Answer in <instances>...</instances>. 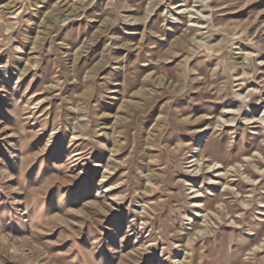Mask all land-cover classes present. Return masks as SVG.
Wrapping results in <instances>:
<instances>
[{"label":"rangeland","instance_id":"rangeland-1","mask_svg":"<svg viewBox=\"0 0 264 264\" xmlns=\"http://www.w3.org/2000/svg\"><path fill=\"white\" fill-rule=\"evenodd\" d=\"M0 264H264V0H0Z\"/></svg>","mask_w":264,"mask_h":264},{"label":"bare ground","instance_id":"bare-ground-1","mask_svg":"<svg viewBox=\"0 0 264 264\" xmlns=\"http://www.w3.org/2000/svg\"><path fill=\"white\" fill-rule=\"evenodd\" d=\"M151 64V63H150ZM211 167V166H210ZM214 168V167H213ZM192 192H193V190H192Z\"/></svg>","mask_w":264,"mask_h":264}]
</instances>
